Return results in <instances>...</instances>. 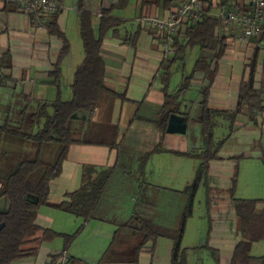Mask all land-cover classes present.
<instances>
[{
    "label": "crops",
    "instance_id": "obj_1",
    "mask_svg": "<svg viewBox=\"0 0 264 264\" xmlns=\"http://www.w3.org/2000/svg\"><path fill=\"white\" fill-rule=\"evenodd\" d=\"M57 1L58 10L41 18L32 12H23L16 2L0 3V151L5 149L7 152L2 145L4 139L18 135L3 126L13 128L14 125L20 130L25 126L23 130L34 134L39 129L38 124L33 126L30 122L42 103H50L57 98L69 101L73 97L74 74L85 58L84 48L81 50L72 42V37L82 40L78 0H72L69 5H65L66 0ZM93 1L99 6L109 7L118 0ZM143 1L131 0L129 16L118 15L116 11L121 9L114 11L116 16L125 18V23L110 31L103 41L106 89L93 110L78 112L70 118L69 128L74 142L69 146L61 173L50 181L48 203L39 207L36 223L56 232L74 233L83 219L56 208L54 204L63 201L66 193L79 189L85 174L92 180L101 172L110 170L111 176L93 216L67 247L62 237L49 239L39 246L37 255L14 264H52V256L64 251L65 247L77 260L76 264L172 263L174 241L170 235L159 233L149 236L152 233H146L142 247V242L138 243L135 256L127 257V260H124V248L114 247L118 238L120 245L129 240L119 237L124 226L126 235L129 231L136 233L139 230L140 225L137 223L135 226L131 222L139 217L137 208L154 213L155 219H167L172 215V220L178 219V225L180 211L185 209L188 201L184 190L196 177L198 166L205 161L202 152L206 149V142L202 125L195 119L202 112L201 88L208 81L204 74L198 73L190 89L174 99L171 106H176V111L169 115L167 125L161 128L158 122L164 115V76L174 49L165 52L164 35L150 23L149 17L166 16L174 2L166 6L163 0ZM250 7V0H239L236 8L249 10ZM55 17L71 44L70 51L62 58L63 41L48 28ZM92 25L98 36L99 13L93 14ZM223 31L229 35L230 47L218 63L209 106L233 113L239 100L241 82L248 79L255 56L254 85L262 92L263 100L258 106L246 107L235 117L223 113L215 116L218 119L214 118L213 141L215 144L225 141L217 156L208 161L194 196L195 200L202 188L209 194L212 224L206 233L207 245H187L184 248L183 264L203 262L200 258L189 259L186 256L199 247L210 249L215 264H232L240 239L234 199H264V39L258 36L238 42L235 38L237 27ZM57 65L60 72L58 83H55L53 71ZM193 65L187 69L184 60L171 66L170 94L179 89ZM107 126L116 128L114 133L108 131L103 135H112L110 142L89 139L91 134L102 135L108 130L105 129ZM221 126L227 127L228 133L215 141L216 129ZM24 139L27 140L25 144H30V139ZM162 194L172 195L174 201L161 203L159 197ZM124 200L128 201L126 212L123 211ZM8 207L9 200L1 197L0 213L6 212ZM262 242L264 239L253 243L251 255L258 260L250 264H264V245H258L264 244Z\"/></svg>",
    "mask_w": 264,
    "mask_h": 264
},
{
    "label": "trees",
    "instance_id": "obj_2",
    "mask_svg": "<svg viewBox=\"0 0 264 264\" xmlns=\"http://www.w3.org/2000/svg\"><path fill=\"white\" fill-rule=\"evenodd\" d=\"M62 2V0H59ZM131 0H118L109 7L99 6L93 0H78L80 35L83 40L85 58L77 67L72 84L73 97L69 101L57 98L53 102L42 103L38 111L33 115L30 125L38 124L39 129L34 134L25 130L3 126L5 130L18 134L23 138L33 140L38 145L37 157L35 159L23 160L18 168L10 174L0 191V198L6 197L9 200L8 210L0 213V223L5 225L0 230V264H14L17 261L33 257L38 254L39 246L46 240L62 237L65 246L70 245L84 229L85 223L93 216L94 209L101 198L104 189L111 176L110 170L101 172L95 179L83 177L81 187L75 191L66 193V198L56 208L75 214L83 219V223L72 234L56 232L52 229L40 227L37 223L39 207L48 203L50 192V181L58 176L62 170V164L67 156L69 146L74 142L72 131L69 128L70 118L78 112L93 110L99 101L101 93L106 89L104 78L106 65L102 56L103 41L110 31H115L125 23L124 17L114 14L117 9L128 8ZM143 2L149 3V0ZM174 0H163L168 6ZM239 6V0H221V3L214 6L211 1L205 8L202 19L183 24L174 35V54L166 65L164 76L165 102L162 106L163 118L159 121L161 128L167 125L169 115L176 111V106H171L174 99H178L188 91L198 73L204 74L208 84L201 88L202 98L200 101L202 112L195 120L202 125V133L206 142L204 163L197 168V174L191 184L187 185L184 192L187 194V205L181 214L179 229L172 237L174 241L173 257L171 264H183L185 249L182 248V240L186 229L188 218L192 215V205L195 193L202 181L204 171L210 159L217 156V152L225 139L215 144L214 118L217 114L230 113V116H237L246 107L258 106L261 104L262 92L255 88V62L252 60L250 75L240 85L239 100L233 113L223 109H213L209 106V94L215 80L218 63L230 47L229 35L221 29V22L218 16L212 12L219 7ZM215 9V10H214ZM100 14L99 35L96 36L92 16ZM50 33L60 37L63 45L60 57H64L71 49V44L63 31L57 24L56 17L48 25ZM260 39H264V22ZM199 47L201 53L195 60L190 73L186 74L179 89L174 93L168 92L170 79V68L174 63L184 61L189 49ZM59 65L53 71L54 82L58 83ZM47 143H55L61 146L58 159L55 163H46L40 157L41 146ZM196 156L197 154L189 153ZM33 195L38 198L34 203L27 200V196ZM235 215L237 217L238 233L240 239L234 251L232 264H250L258 260L251 255V247L254 242L264 239V199L235 198ZM149 236H157L159 233L149 230ZM154 234V235H153ZM29 244L30 246H25ZM144 243H141V247ZM66 247L65 250L66 251ZM139 247V248H141ZM58 255L52 256L56 259ZM77 260L73 257L72 264Z\"/></svg>",
    "mask_w": 264,
    "mask_h": 264
},
{
    "label": "rangeland",
    "instance_id": "obj_3",
    "mask_svg": "<svg viewBox=\"0 0 264 264\" xmlns=\"http://www.w3.org/2000/svg\"><path fill=\"white\" fill-rule=\"evenodd\" d=\"M71 2L72 0H66L65 5H69ZM130 12H132L130 8L124 9V10L121 9V10L116 11V13L121 16H129ZM220 30H224V29L222 28ZM72 42L74 45L80 47L81 50L84 48V46L82 45L83 41L80 38L77 41L74 37H72ZM200 53H201V50L198 46L188 50V52L186 53V57H185V61L187 62V66H188L187 69L189 70L191 69L190 66L194 64L195 60L199 57ZM179 65L180 64L178 63L177 67H179L181 71V68ZM219 120L224 121L223 118H219ZM12 126L15 130H17L14 125ZM24 128L25 126L23 127V129ZM105 129H108V130L103 132L102 135L93 136L91 134L89 135V139L93 140V138H96L98 140L103 139V140L110 142L113 139L112 135L110 136L109 135L103 136V135L108 131L110 134L114 133L116 128L107 126L105 127ZM227 133H228L227 127L221 126L217 128L216 133H215V136H216L215 141L219 140L220 136H222L223 134H227ZM25 141L27 140L22 138L19 135H17L16 137L13 136L12 139H4L3 141L4 144L2 143V145L3 146L5 145L7 152L5 151V149L4 151L3 150L0 151V191H1L2 184H4L6 178L18 168V166L23 160L35 159L37 157V153H36V149L38 150L37 143L35 141L30 142L29 140L30 144H25ZM27 145L29 146L27 147ZM45 146L41 149V152H40L41 159H44L46 163H52V164L55 163V161L59 157L61 146L59 144H49V143H47ZM131 187L135 189V186H131ZM158 190H161V189L158 188ZM208 196L209 194L206 193L205 189L202 188L200 191H198L196 199L193 201L192 215L188 218V222L186 225L187 227L185 229L186 234L184 233L185 237L183 236V240H182L183 249L186 248L187 245H207L206 243L207 234L206 233L209 230L210 225L212 224L211 222H212V214H213L212 210L210 209L211 203L209 201ZM159 199H161V203H171L174 201L173 196L169 194H162L159 197ZM231 200H232V197H231ZM122 204L125 206L123 208V211L126 212L128 201L124 200ZM133 204L135 205V203ZM232 208H233V204L231 201V215H232ZM137 212H138L137 217L139 216L138 219L134 218L131 222H133L135 226L138 223L140 225L138 226L139 230L136 233H131L129 231V234L126 235L127 230H126V226H124L123 227L124 230L123 232H121L119 237L121 238L127 237L129 240L124 241V243L120 245V238H118L116 242L114 243V247L124 248V255H125L124 260H127V257L135 256L136 246L138 243L142 242L147 231L152 230V231L158 232L163 235L173 236L177 233L179 229V224L177 225L178 219L172 220L173 219L172 215L167 219H161L159 217L155 219L154 213H151L148 210L145 211L143 210V208L141 209L137 208ZM171 212L175 214V211H171ZM183 212L184 210L180 211V214H182ZM179 220H180V217H179ZM58 241H62V240H58ZM258 245H264V244H258ZM25 246H30V245L27 244ZM61 248H63L62 245H61ZM92 250L93 249L91 248L90 251ZM186 256L189 259L200 258L202 259L204 264H215L214 255L212 254L210 249L206 247H203V248L199 247L196 251H194L193 254H191V252L186 253ZM52 260H55V259L52 258ZM203 262H201L200 264H202Z\"/></svg>",
    "mask_w": 264,
    "mask_h": 264
},
{
    "label": "built area",
    "instance_id": "obj_4",
    "mask_svg": "<svg viewBox=\"0 0 264 264\" xmlns=\"http://www.w3.org/2000/svg\"><path fill=\"white\" fill-rule=\"evenodd\" d=\"M210 1L215 6L221 0H174L166 16L149 17L150 23L164 35L165 52L173 50L174 35L183 24L202 19ZM12 2L18 3V8L23 12H32L38 18L51 14L59 8L57 0H0V3ZM250 6L249 10H239L233 6L225 9L219 7L218 11L212 13L219 17L221 29L237 27L238 33L235 38L238 42H243L258 37L264 22V0H250ZM72 262L73 256L68 251H63L52 264H72Z\"/></svg>",
    "mask_w": 264,
    "mask_h": 264
},
{
    "label": "water",
    "instance_id": "obj_5",
    "mask_svg": "<svg viewBox=\"0 0 264 264\" xmlns=\"http://www.w3.org/2000/svg\"><path fill=\"white\" fill-rule=\"evenodd\" d=\"M27 200L28 201H31V202H34V203H37L38 202V198L33 196V195H29L27 196ZM5 225L4 222L0 223V230L3 228V226Z\"/></svg>",
    "mask_w": 264,
    "mask_h": 264
}]
</instances>
